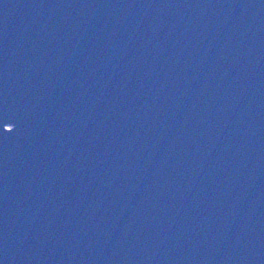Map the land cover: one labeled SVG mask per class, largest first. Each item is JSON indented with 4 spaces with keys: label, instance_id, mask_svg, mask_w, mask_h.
Returning a JSON list of instances; mask_svg holds the SVG:
<instances>
[{
    "label": "water",
    "instance_id": "1",
    "mask_svg": "<svg viewBox=\"0 0 264 264\" xmlns=\"http://www.w3.org/2000/svg\"><path fill=\"white\" fill-rule=\"evenodd\" d=\"M0 264H264V0H0Z\"/></svg>",
    "mask_w": 264,
    "mask_h": 264
}]
</instances>
